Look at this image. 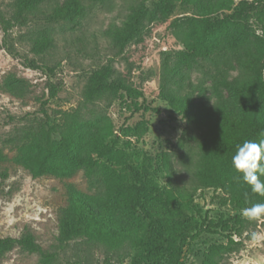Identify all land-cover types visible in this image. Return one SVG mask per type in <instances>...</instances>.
<instances>
[{"label":"rangeland","instance_id":"374dc122","mask_svg":"<svg viewBox=\"0 0 264 264\" xmlns=\"http://www.w3.org/2000/svg\"><path fill=\"white\" fill-rule=\"evenodd\" d=\"M141 1L151 8L157 0H81L85 14L77 25L47 23L37 15L25 25L12 26L4 32L2 21L13 22V0H0V150L11 158L18 144L28 142L25 139L29 133L40 127L47 129V124L56 129L51 137L58 139L57 129L66 114L76 112L91 121L106 119L112 126L115 147L138 163L149 162L160 189L171 188L179 193L184 208L178 219L169 221L170 231H175L179 220L185 222L189 235L198 233L209 222L219 225V221H228L222 232L218 226L212 228L217 233L202 231L195 239H188L180 252L181 264H205L208 259L216 264H264V216L249 219L227 193L202 188L192 176L203 133L194 119L201 113L213 120L222 115L237 116L238 103L230 87L247 78L238 63L248 53L244 50L227 55L233 69L210 62H202L201 69L177 67L173 55L184 47L178 37L181 28L172 23L194 15L193 7L183 0L175 1L168 18L145 20L142 39L118 53L105 32L121 26L130 8ZM261 5L264 9V1ZM253 27L259 34V29L254 24ZM46 32L54 39V48L43 56H35L30 41ZM249 48L251 52L253 46ZM24 60L52 67L53 74L32 70ZM108 63L113 69L112 79L131 85L143 97L134 99L120 92L86 102L84 91L91 74ZM51 85H59L60 89L45 106L46 119L40 109L48 99ZM164 95H175L187 103L178 112L175 102L165 100ZM143 100L159 112L136 111L135 104ZM163 161L169 162L170 181ZM11 166L9 176L0 182V238L32 235L43 250L55 254L50 264H138L141 249L111 251L100 243L83 239L63 241L59 237L64 183L71 184L76 194L92 206L100 191L98 184L86 179L81 170L60 181L53 177L34 179L21 167ZM110 216V224L122 228L117 215ZM234 216L237 218L232 220ZM227 234L235 242L232 250L212 255L215 247L227 244ZM145 242L152 241L148 238ZM166 251L163 262L172 259L170 250ZM0 264L41 263L38 255L15 247L0 257Z\"/></svg>","mask_w":264,"mask_h":264},{"label":"trees","instance_id":"16d2710c","mask_svg":"<svg viewBox=\"0 0 264 264\" xmlns=\"http://www.w3.org/2000/svg\"><path fill=\"white\" fill-rule=\"evenodd\" d=\"M91 3L103 0H88ZM176 0H157L151 8L145 1L133 5L125 21L119 27L110 28L105 36L118 53H122L131 42L140 41L145 20L166 19L174 9ZM194 9L191 17H182L173 21L181 28L178 35L183 49L173 55L177 67L201 69L202 62L222 65L233 69L226 59L229 53L247 51V55L238 66L247 74V78L230 87V92L238 103L235 118L222 115L213 120L208 115L194 119V123L203 130L200 144V156L193 171V179L202 188L219 189L228 194L230 201L238 208H250L253 204L264 203V195L251 191L232 167V157L238 145L246 140H264V0L247 2L245 0H183ZM54 3L49 8L42 6ZM85 14L81 0H13V22L2 21L4 32L12 26H23L37 15L44 17L47 23L64 22L77 25ZM220 14V16H217ZM253 24L260 33L255 32ZM31 52L43 56L54 48V39L46 32L31 41ZM253 46L250 52L249 47ZM23 63L32 70L47 71L53 74V68L37 65L33 61ZM167 64L164 65V68ZM113 69L110 63L95 70L85 87L84 99L94 101L103 95L115 96L123 92L134 99L143 97V93L129 84L112 79ZM60 89L51 85L48 99L41 103V113L47 119L45 106ZM165 100L175 102V109L181 112L187 101L175 95H164ZM136 111L158 113L159 109L146 104L143 100L135 104ZM46 126V125H45ZM56 129L47 124L29 133L18 144L11 158L0 150V182L9 176L11 165L21 167L32 178L53 177L67 180L70 174L81 170L86 179L97 183L99 193L93 198L94 206L83 200L71 184L64 183L65 205L59 219V237L63 241L83 239L89 243H100L109 250L141 249L138 264H181L180 252L187 240L195 239L202 231H220L228 221H219V225L209 222L198 233L189 235L184 221L176 223L175 231L168 225L181 216L184 204L178 192L160 189L153 177L152 167L146 160L138 163L124 150L116 148L113 130L106 119L91 121L83 119L74 112L64 116L58 127V139L51 137ZM141 130H146L145 124ZM163 170L170 181V166L163 161ZM264 179V177H262ZM111 214H116L122 228L110 224ZM237 216L232 217L235 220ZM228 220V219H227ZM171 221V222H169ZM151 239L147 244L145 239ZM227 244L214 248L212 255H221L232 250L235 244L231 235H226ZM40 257L41 264H50L55 254L42 249L30 234L21 237L0 238V257L13 248ZM170 250L172 259L162 261L166 250ZM205 264H216L208 259Z\"/></svg>","mask_w":264,"mask_h":264},{"label":"clouds","instance_id":"9594fccd","mask_svg":"<svg viewBox=\"0 0 264 264\" xmlns=\"http://www.w3.org/2000/svg\"><path fill=\"white\" fill-rule=\"evenodd\" d=\"M232 167L252 192L264 195V140H246L238 145L232 157ZM243 215L249 219L264 216V203L245 208Z\"/></svg>","mask_w":264,"mask_h":264}]
</instances>
